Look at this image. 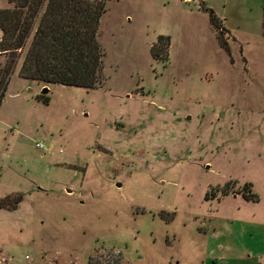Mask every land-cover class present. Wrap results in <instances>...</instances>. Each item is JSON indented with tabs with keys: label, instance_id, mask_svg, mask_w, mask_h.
<instances>
[{
	"label": "rangeland",
	"instance_id": "374dc122",
	"mask_svg": "<svg viewBox=\"0 0 264 264\" xmlns=\"http://www.w3.org/2000/svg\"><path fill=\"white\" fill-rule=\"evenodd\" d=\"M105 1L99 86L10 76L0 264H264L263 0Z\"/></svg>",
	"mask_w": 264,
	"mask_h": 264
},
{
	"label": "trees",
	"instance_id": "16d2710c",
	"mask_svg": "<svg viewBox=\"0 0 264 264\" xmlns=\"http://www.w3.org/2000/svg\"><path fill=\"white\" fill-rule=\"evenodd\" d=\"M8 3L0 7V54L4 55L0 61V102L22 52L18 71L21 77L43 84L86 88L100 85L103 49L98 31L106 10L105 0H8ZM201 7L208 12L221 46L228 50L224 34L229 29L204 1ZM262 27L264 35V0ZM162 40L169 46L170 36L160 34L158 42L152 45V53L158 59ZM38 97L45 103L49 101L48 95ZM20 199L18 195L16 202ZM3 202L1 199L0 206H5Z\"/></svg>",
	"mask_w": 264,
	"mask_h": 264
},
{
	"label": "built area",
	"instance_id": "2783aa9c",
	"mask_svg": "<svg viewBox=\"0 0 264 264\" xmlns=\"http://www.w3.org/2000/svg\"><path fill=\"white\" fill-rule=\"evenodd\" d=\"M36 146L37 147H40V148H43L44 147V145H43V143L41 141H37L36 142ZM27 257H28V255H27ZM7 259L8 260H11L10 257H6V255L3 252L0 251V263L1 262H5Z\"/></svg>",
	"mask_w": 264,
	"mask_h": 264
},
{
	"label": "water",
	"instance_id": "95a60500",
	"mask_svg": "<svg viewBox=\"0 0 264 264\" xmlns=\"http://www.w3.org/2000/svg\"><path fill=\"white\" fill-rule=\"evenodd\" d=\"M44 88H45V90L47 89V87H46V86H45Z\"/></svg>",
	"mask_w": 264,
	"mask_h": 264
},
{
	"label": "crops",
	"instance_id": "0c3cea01",
	"mask_svg": "<svg viewBox=\"0 0 264 264\" xmlns=\"http://www.w3.org/2000/svg\"><path fill=\"white\" fill-rule=\"evenodd\" d=\"M0 34H1V30H0Z\"/></svg>",
	"mask_w": 264,
	"mask_h": 264
},
{
	"label": "bare ground",
	"instance_id": "6f19581e",
	"mask_svg": "<svg viewBox=\"0 0 264 264\" xmlns=\"http://www.w3.org/2000/svg\"><path fill=\"white\" fill-rule=\"evenodd\" d=\"M68 191V190H67Z\"/></svg>",
	"mask_w": 264,
	"mask_h": 264
}]
</instances>
